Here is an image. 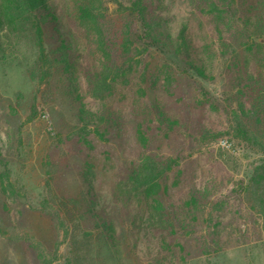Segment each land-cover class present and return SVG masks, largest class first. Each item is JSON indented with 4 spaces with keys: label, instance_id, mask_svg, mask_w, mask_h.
I'll list each match as a JSON object with an SVG mask.
<instances>
[{
    "label": "trees",
    "instance_id": "trees-1",
    "mask_svg": "<svg viewBox=\"0 0 264 264\" xmlns=\"http://www.w3.org/2000/svg\"><path fill=\"white\" fill-rule=\"evenodd\" d=\"M189 3L174 33L165 0H75L70 15L59 0H0V65H23L34 83L29 120L41 101H53L61 77L78 121L55 132L39 200H23L7 166L3 172L12 193L52 217L67 244L61 257V242L46 254L31 235L8 236L37 249L40 264H92L95 245H117L122 234L146 264H186L188 242L220 254L232 236L246 235L226 219L230 205L253 212L264 232V0ZM217 77L222 102L205 85ZM194 91L228 113L235 137L260 155L227 195L189 179L182 154L155 148L159 136L211 132L188 109ZM71 157L81 161L78 196L56 184Z\"/></svg>",
    "mask_w": 264,
    "mask_h": 264
},
{
    "label": "rangeland",
    "instance_id": "rangeland-1",
    "mask_svg": "<svg viewBox=\"0 0 264 264\" xmlns=\"http://www.w3.org/2000/svg\"><path fill=\"white\" fill-rule=\"evenodd\" d=\"M165 1L169 3L168 17L175 33L185 21L190 3L189 0ZM59 2L65 15L74 14L75 0ZM80 22L78 20L76 24L79 25ZM193 32L194 38L200 40L201 28L195 26ZM25 70L19 64L5 67L0 65V228L7 232V235L0 233V264H40L37 249L34 251L25 241L10 239L9 235H31L39 243V250L46 254L53 251L57 242H61V257L67 250V244L59 237L53 218L35 211L28 203L15 196L3 174L7 166L11 182L24 195L23 200H39L46 181L44 160L55 132L78 122L76 108L66 94L61 77L55 79L57 92L53 101L44 104L40 100L38 113L30 121L35 85ZM205 85L211 93L210 97L222 102V80L217 77L212 82H205ZM187 103L194 115L205 118L211 132L206 137L196 133L192 135V131L168 138L159 136L155 148L166 154H182L187 158L185 170L189 179L208 183L212 190L217 189L222 196L227 195L233 187H237L236 182L253 169L260 155L235 137L231 129V117L221 107H213L210 100L200 94L197 96V93L189 95ZM221 140H228L231 146H224ZM96 148H102V145L97 143ZM103 157L101 155V160ZM80 162L76 157L69 159L68 167L56 182L61 192L72 196L82 193L84 186ZM178 197L179 195L175 199ZM233 200L234 198L232 202ZM228 211L226 219H236L231 225L234 233L242 229L245 237L232 236L224 243L225 251L211 256L203 254L196 247L197 242H188L187 247L193 254L186 264H264V232L253 216L254 213L235 205H230ZM119 238L121 243L117 245L111 244L107 239L98 242L92 264H146L128 252L123 234L116 235L115 240H120ZM53 264H63V259Z\"/></svg>",
    "mask_w": 264,
    "mask_h": 264
},
{
    "label": "built area",
    "instance_id": "built-area-1",
    "mask_svg": "<svg viewBox=\"0 0 264 264\" xmlns=\"http://www.w3.org/2000/svg\"><path fill=\"white\" fill-rule=\"evenodd\" d=\"M221 143H222L224 146H227V147H230V146H231V143L228 142V140H221Z\"/></svg>",
    "mask_w": 264,
    "mask_h": 264
}]
</instances>
